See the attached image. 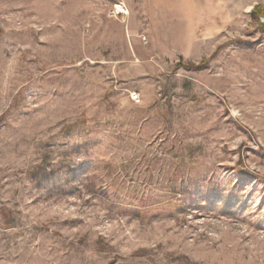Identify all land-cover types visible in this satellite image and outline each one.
<instances>
[{"label": "rangeland", "instance_id": "374dc122", "mask_svg": "<svg viewBox=\"0 0 264 264\" xmlns=\"http://www.w3.org/2000/svg\"><path fill=\"white\" fill-rule=\"evenodd\" d=\"M160 1L0 0V264H264V0Z\"/></svg>", "mask_w": 264, "mask_h": 264}, {"label": "crops", "instance_id": "0c3cea01", "mask_svg": "<svg viewBox=\"0 0 264 264\" xmlns=\"http://www.w3.org/2000/svg\"><path fill=\"white\" fill-rule=\"evenodd\" d=\"M218 0H163L164 4H155L154 13L168 14L169 18H209L217 17L212 11V4ZM198 3H205L199 6ZM209 5V6H208ZM214 12V13H213ZM219 17H224L220 14Z\"/></svg>", "mask_w": 264, "mask_h": 264}, {"label": "built area", "instance_id": "2783aa9c", "mask_svg": "<svg viewBox=\"0 0 264 264\" xmlns=\"http://www.w3.org/2000/svg\"><path fill=\"white\" fill-rule=\"evenodd\" d=\"M131 99H133L134 101H138V100H139V95H138V93H132V95H131Z\"/></svg>", "mask_w": 264, "mask_h": 264}, {"label": "bare ground", "instance_id": "6f19581e", "mask_svg": "<svg viewBox=\"0 0 264 264\" xmlns=\"http://www.w3.org/2000/svg\"><path fill=\"white\" fill-rule=\"evenodd\" d=\"M117 9L119 13H124V10L120 6H118Z\"/></svg>", "mask_w": 264, "mask_h": 264}, {"label": "trees", "instance_id": "16d2710c", "mask_svg": "<svg viewBox=\"0 0 264 264\" xmlns=\"http://www.w3.org/2000/svg\"><path fill=\"white\" fill-rule=\"evenodd\" d=\"M204 63H202V62H200V64H198V66H201V65H203Z\"/></svg>", "mask_w": 264, "mask_h": 264}]
</instances>
